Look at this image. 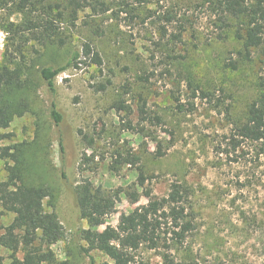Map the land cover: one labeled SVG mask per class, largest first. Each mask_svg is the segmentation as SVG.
Listing matches in <instances>:
<instances>
[{"label": "rangeland", "instance_id": "obj_1", "mask_svg": "<svg viewBox=\"0 0 264 264\" xmlns=\"http://www.w3.org/2000/svg\"><path fill=\"white\" fill-rule=\"evenodd\" d=\"M99 1L101 7L79 11L72 24L65 0H45L60 6L55 12L64 10L57 22L65 43L43 50L28 42L25 54L35 55L36 48L44 53L41 60L64 64L89 42L102 63L82 56L56 77L59 125L49 114L45 84L26 92L31 109L0 130V180L19 153L24 179L51 188L44 206L56 212L65 231L51 248L66 264L108 260L97 250L85 252L77 235L88 224L79 217L72 189L85 178L107 190L123 189L100 231L147 204L144 188L161 198L179 182L190 189L194 219L183 244L171 248L174 258L264 264V143L240 138L234 147L231 141L235 125L263 91L262 47L246 55L231 29L219 27L208 0ZM21 19L0 0V23ZM7 44L0 27V64ZM117 152L139 160L116 161ZM133 190L137 202L125 195ZM12 219L0 207V234ZM163 241L158 249L141 246L135 256L161 264ZM15 255L21 258L23 251ZM0 257L11 264V251L1 245Z\"/></svg>", "mask_w": 264, "mask_h": 264}, {"label": "trees", "instance_id": "obj_2", "mask_svg": "<svg viewBox=\"0 0 264 264\" xmlns=\"http://www.w3.org/2000/svg\"><path fill=\"white\" fill-rule=\"evenodd\" d=\"M65 1L67 5L63 9L72 24L79 11L87 7L95 10L96 5H103L99 0ZM145 1L147 0H138V3ZM208 2L217 17L219 27L231 29L234 37L241 40L246 55H249L251 49L258 47H262L264 54V0ZM1 4H11L22 14V19L0 23L8 40L4 59L0 64V130L7 128L14 116H21L31 109L25 94L36 92L42 83L51 98L49 114L54 123L59 125L62 114L57 108L56 77L69 67H76L78 58L82 56L88 63L95 65L102 63L101 56L89 42L82 44V50L75 49L64 64L41 60L44 53L36 48H33L36 54L28 56L25 54L28 42L39 44L43 50L64 45L58 24L64 18V10L55 12L54 9L60 6L45 4V0H1ZM257 101L248 108L245 121L235 125L231 135L234 147L238 146L240 138L264 143V83ZM19 155L18 153L14 165L6 166V179L0 180L1 211L13 214V219L3 227L0 234V245L11 251V264H66L55 258L51 248L52 244L65 236L64 227L56 212L48 211L44 206V200L52 197L51 188L24 179L25 166ZM117 156L116 161L123 158V162L135 163L139 160V157L131 153L124 158L121 152H117ZM144 179L143 176L138 178L139 185L143 188ZM121 193L123 189L120 187L107 190L94 186L87 178L73 187L72 194L79 217L88 224L87 228L77 230L78 237L86 244L83 247L85 252L97 250L103 253L108 260L100 264H150L137 258L135 251L141 246L158 249L164 240L165 250L159 252L161 264H199L188 258L176 259L171 252L174 245L183 244L193 229L190 189L187 186L173 182L168 193L161 198L144 188L142 193L148 200L147 204L137 206L130 214H122L116 226H106L100 231L98 227L115 211ZM125 195L132 202L138 201L135 190L126 191ZM19 250L23 251L21 258L15 255Z\"/></svg>", "mask_w": 264, "mask_h": 264}]
</instances>
